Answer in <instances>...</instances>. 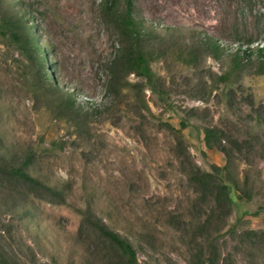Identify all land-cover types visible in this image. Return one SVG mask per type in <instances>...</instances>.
Instances as JSON below:
<instances>
[{"label": "rangeland", "instance_id": "1", "mask_svg": "<svg viewBox=\"0 0 264 264\" xmlns=\"http://www.w3.org/2000/svg\"><path fill=\"white\" fill-rule=\"evenodd\" d=\"M18 1L0 0V22L31 13L56 93L35 96L29 61L0 35L3 245L30 246L44 264H116L95 219L134 246L138 264H211V245L213 264H264L262 242L227 236L218 216L199 230L207 215L194 204L205 201L189 180L231 157L251 198L232 190L228 225L264 231V0H132L154 75L122 71L115 93L101 89L123 41L105 3L123 11L126 0ZM27 157L37 184L10 173Z\"/></svg>", "mask_w": 264, "mask_h": 264}, {"label": "trees", "instance_id": "2", "mask_svg": "<svg viewBox=\"0 0 264 264\" xmlns=\"http://www.w3.org/2000/svg\"><path fill=\"white\" fill-rule=\"evenodd\" d=\"M16 3L18 5L21 4L20 0ZM115 5L114 3H105V8L110 17L114 19L123 42L119 47L112 66L109 68L110 80L107 86L101 89L104 93H115L119 90L118 84L122 79L124 80V78H119V73L122 71L125 73L126 78L130 75H135L148 81H151L154 75L150 67L151 60L140 46L144 35L141 23L133 17L132 0H126V7L123 11L115 8ZM11 13L1 17L0 35L7 37L29 61L34 72L29 86L35 96L39 97L38 93L42 89L52 91L55 94L56 92L51 89L53 85L50 78L51 75L45 71L44 63L47 62L45 52L39 46L35 35L38 25L31 20V13L24 8ZM208 41L212 45L213 50L217 52L219 46L212 40ZM259 52H264V49L259 50ZM49 64L56 69V64L51 61ZM204 141L208 149H215L218 143L216 133L211 130H205ZM227 161V165L223 169L211 166V171L209 172L200 168L189 171V180L196 189L198 200L203 199L205 201V205L199 202L194 204L196 211L201 212L204 209L207 215V222L199 225V230L205 231L211 224L213 225L214 217L218 216V221L227 225V236L236 235L248 240L259 239V243L262 242V246H264V231L243 230L238 227V223L233 226L228 225L236 205L231 198L232 190L238 191L246 204L249 203L251 192H244L240 179L228 170V166L231 165V157H228ZM29 167L30 158H23L19 166L10 169V173L18 180L37 184L38 182L28 172ZM3 171L5 172L4 169ZM222 171H226L228 182L220 178L219 174ZM53 195L60 197L58 192H53ZM90 223L98 235L109 244V247L114 252L116 264H138L137 252L126 238L111 230L102 221L91 219ZM27 248L29 249V254L20 252L13 246H5L0 240V264H44L30 246ZM209 249L212 258L210 262L213 264L219 254L213 245L209 246Z\"/></svg>", "mask_w": 264, "mask_h": 264}]
</instances>
